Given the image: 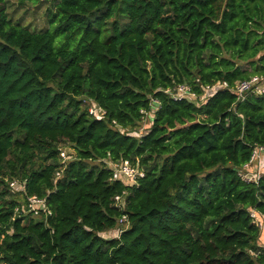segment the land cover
I'll return each instance as SVG.
<instances>
[{
  "label": "trees",
  "instance_id": "obj_1",
  "mask_svg": "<svg viewBox=\"0 0 264 264\" xmlns=\"http://www.w3.org/2000/svg\"><path fill=\"white\" fill-rule=\"evenodd\" d=\"M52 1L34 32L0 0V264H264V172L238 175L264 146V94L163 92L264 75V0ZM122 161L144 176L112 180ZM12 180L51 215L16 214Z\"/></svg>",
  "mask_w": 264,
  "mask_h": 264
},
{
  "label": "built area",
  "instance_id": "obj_2",
  "mask_svg": "<svg viewBox=\"0 0 264 264\" xmlns=\"http://www.w3.org/2000/svg\"><path fill=\"white\" fill-rule=\"evenodd\" d=\"M226 89H229L230 91L235 93L238 100H243L247 94L262 95L264 94V75H253L249 79L236 81L231 87L227 82L218 81L214 84L202 87V93L200 95H197L191 90V87L185 84L176 85L172 88L163 90V92L174 100L188 99L190 101L197 100V102H203L213 91ZM87 110L90 115L96 116L98 118H101L105 115V111L100 109L93 102L87 104ZM65 153L66 148L61 149L60 157L64 164L70 158L69 154ZM261 159L264 164V146L255 147L249 164L238 170V175L241 180L247 183L257 182L261 174L253 175L248 172L247 169L250 165H255L256 162L259 164ZM107 165L112 172V180H122L126 184H135L138 179L144 176V171L137 165H132L129 161H122L118 163L109 162L107 163ZM59 177L60 173L57 172L56 178ZM9 187L14 191L17 190L18 192H22L24 190L23 184L15 180L9 182ZM113 201L116 206L121 207L123 205V196H115ZM15 213L30 215L31 217L36 218L44 217V219L48 218L51 215V211L47 208L46 199L39 198L37 196H28L25 199L23 208H16ZM250 217L253 220L254 224L259 228V230L264 231V215H261L258 212L252 210L250 212ZM123 223H127L126 216H122L117 222V224ZM122 230H118L117 232L120 234Z\"/></svg>",
  "mask_w": 264,
  "mask_h": 264
},
{
  "label": "rangeland",
  "instance_id": "obj_3",
  "mask_svg": "<svg viewBox=\"0 0 264 264\" xmlns=\"http://www.w3.org/2000/svg\"><path fill=\"white\" fill-rule=\"evenodd\" d=\"M6 8L8 18L14 24L18 23L21 26L26 27L30 31L34 32L53 30V24L50 23V15L52 12L55 11V5L52 0H7ZM148 127V120L144 119L143 124L138 129H135L132 134L137 137L141 136L143 133H145ZM62 146L63 148H66V153L69 154L71 152L67 144H62ZM247 170L253 175L262 174L264 171V164L262 159L260 160L259 164L256 162L255 165H250ZM14 193L15 199H17L19 202V208H23V205L25 203L24 196L21 192H18L17 190L14 191ZM33 219L36 221L38 218L33 217ZM126 227L127 223L118 224L115 229L102 233V236L105 238H115L119 234L117 231L122 230ZM260 232L264 233V231ZM260 240L263 241L264 244V234H261Z\"/></svg>",
  "mask_w": 264,
  "mask_h": 264
}]
</instances>
